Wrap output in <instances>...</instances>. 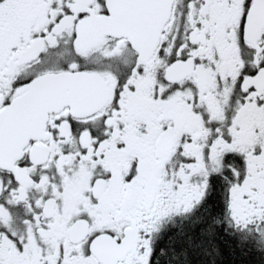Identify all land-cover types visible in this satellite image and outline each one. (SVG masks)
I'll return each mask as SVG.
<instances>
[{
  "label": "snow or ice",
  "instance_id": "1",
  "mask_svg": "<svg viewBox=\"0 0 264 264\" xmlns=\"http://www.w3.org/2000/svg\"><path fill=\"white\" fill-rule=\"evenodd\" d=\"M0 264H264V0H0Z\"/></svg>",
  "mask_w": 264,
  "mask_h": 264
}]
</instances>
